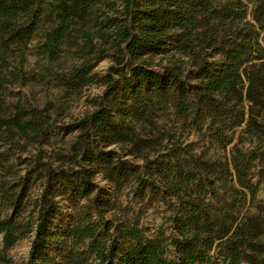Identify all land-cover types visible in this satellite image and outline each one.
<instances>
[{"label":"trees","instance_id":"1","mask_svg":"<svg viewBox=\"0 0 264 264\" xmlns=\"http://www.w3.org/2000/svg\"><path fill=\"white\" fill-rule=\"evenodd\" d=\"M122 3L123 11L110 15L116 10L111 0H0V144L40 147L34 169L19 182L21 192L0 182V207L12 209L0 216L4 249L34 230L28 264H264V204L254 182L264 169L253 170L264 151L237 149L230 158H211L177 144L159 122L172 109L196 125L207 123L220 143L226 131L243 125L264 143L258 120L264 0ZM44 22L49 26L37 48L50 62L85 41L80 65L51 73L65 91L104 86L96 108L73 126L68 153L41 148L59 121L52 105L9 102L3 93L7 84L33 77L23 66ZM91 28L116 49L105 74L89 58L98 48ZM33 172L43 181L34 225L31 202H23ZM99 176L112 190L98 185ZM132 183L168 200L172 236L149 237L139 219L129 217L118 194ZM64 207L70 208L66 216Z\"/></svg>","mask_w":264,"mask_h":264},{"label":"rangeland","instance_id":"2","mask_svg":"<svg viewBox=\"0 0 264 264\" xmlns=\"http://www.w3.org/2000/svg\"><path fill=\"white\" fill-rule=\"evenodd\" d=\"M111 1L116 4V10L109 11V14H120L117 12L123 11L122 0ZM219 1L223 2L225 0ZM48 26L49 23L44 22L38 35L29 44L30 49L27 52L23 69L24 72L33 75V77L17 79L7 84L3 93L9 102L23 100L27 104L38 108L52 105V111L56 113L59 121L52 131L49 141L41 148L49 154L68 153L77 134V131L73 130V126L85 114L96 108L95 99L102 95L104 86L92 84L84 87L80 92L67 93L65 91V88L51 76V73L67 72L80 65L84 59L78 50L85 41L82 40L80 46L67 48L57 61L50 62L47 55L37 48L38 43L43 39V31ZM90 30L93 32V43L98 48L89 58H96L92 61L95 65L94 70L100 74H105L109 67L114 64L116 49L112 46V43L104 44L102 39L95 33V28ZM262 42L264 43V32L262 33ZM100 48H107V52L104 54L99 53ZM99 55L100 57H98ZM15 65L14 62L12 67ZM258 120L264 124V109L260 112ZM159 122L171 132L173 141L177 144L180 146L191 145L196 152L207 151L208 156L211 158H230L237 149L249 152L259 147L261 151H264V143H260L256 136L245 132V125L226 131L227 138L220 143L210 132L207 123L196 125L190 118L177 117L172 109L163 114ZM164 144L169 147L171 145L167 140ZM39 148L38 145H29L25 149H17L8 144H0V182L7 180L10 185H16L17 191L21 192L23 186L19 182L23 176L28 174L27 172L34 169V156L38 154ZM127 158L132 160L130 156ZM137 163L142 164V161H137ZM254 165L253 170L256 173L264 169L262 158L255 160ZM42 182L41 177L33 172L29 176L28 184L24 187L23 202H31L27 213L33 225L37 217L33 205L42 192ZM96 182L101 188L112 190L111 185L101 176L96 178ZM254 182L259 184L258 198L264 204V171L262 175L258 173L255 175ZM118 200L123 208L127 210L129 217L139 219L140 226L149 237H154L161 231L166 236H172L173 227L170 221L172 210L168 200L161 198V196H153L151 193H141L138 183H132L124 187L118 194ZM61 204L66 205L64 201ZM68 210H70L69 207L65 208V216L69 212ZM11 211L12 209L0 207V216L5 217ZM63 220H65V217L59 218L56 224L63 222ZM34 234L33 230L26 238L18 241L8 250L4 249L3 235H0V264H28ZM170 250L169 256L173 257L172 248Z\"/></svg>","mask_w":264,"mask_h":264}]
</instances>
